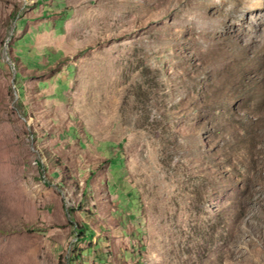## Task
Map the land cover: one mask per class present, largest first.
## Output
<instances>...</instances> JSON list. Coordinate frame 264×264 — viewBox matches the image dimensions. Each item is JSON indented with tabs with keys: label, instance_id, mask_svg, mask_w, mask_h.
I'll use <instances>...</instances> for the list:
<instances>
[{
	"label": "rangeland",
	"instance_id": "rangeland-1",
	"mask_svg": "<svg viewBox=\"0 0 264 264\" xmlns=\"http://www.w3.org/2000/svg\"><path fill=\"white\" fill-rule=\"evenodd\" d=\"M0 264H264V0H0Z\"/></svg>",
	"mask_w": 264,
	"mask_h": 264
},
{
	"label": "trees",
	"instance_id": "trees-1",
	"mask_svg": "<svg viewBox=\"0 0 264 264\" xmlns=\"http://www.w3.org/2000/svg\"><path fill=\"white\" fill-rule=\"evenodd\" d=\"M120 149H121V147H120ZM119 155L118 156H121V150H120V152L118 153ZM84 229H88L89 227L86 225V226H84L83 227ZM91 236V235H90Z\"/></svg>",
	"mask_w": 264,
	"mask_h": 264
}]
</instances>
